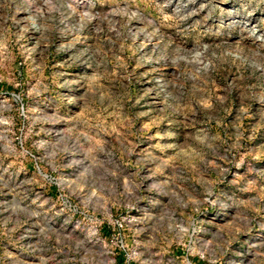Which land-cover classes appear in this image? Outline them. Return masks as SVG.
I'll list each match as a JSON object with an SVG mask.
<instances>
[{"label": "rangeland", "instance_id": "obj_1", "mask_svg": "<svg viewBox=\"0 0 264 264\" xmlns=\"http://www.w3.org/2000/svg\"><path fill=\"white\" fill-rule=\"evenodd\" d=\"M0 264H264V0H0Z\"/></svg>", "mask_w": 264, "mask_h": 264}]
</instances>
